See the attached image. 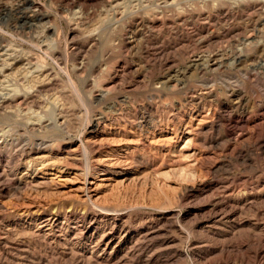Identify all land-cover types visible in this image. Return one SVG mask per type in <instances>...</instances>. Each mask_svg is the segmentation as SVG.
I'll return each instance as SVG.
<instances>
[{
  "label": "rangeland",
  "instance_id": "374dc122",
  "mask_svg": "<svg viewBox=\"0 0 264 264\" xmlns=\"http://www.w3.org/2000/svg\"><path fill=\"white\" fill-rule=\"evenodd\" d=\"M32 1L0 0L31 57L0 59V264H264V0Z\"/></svg>",
  "mask_w": 264,
  "mask_h": 264
},
{
  "label": "bare ground",
  "instance_id": "6f19581e",
  "mask_svg": "<svg viewBox=\"0 0 264 264\" xmlns=\"http://www.w3.org/2000/svg\"><path fill=\"white\" fill-rule=\"evenodd\" d=\"M263 1V0H262ZM24 5H28V9H32V10H34V11H36V14L37 13H41V11H42V9H43V5H41V4H39V3H37V2H34V1H32V0H24ZM18 5V4H17ZM23 5V4H22ZM261 7H264V5H262ZM21 8L22 7H20V10H21ZM25 8V7H24ZM26 9V8H25ZM13 10V9H12ZM20 10H16L14 13V18H15V20H19L20 18H22V17H27V11H20ZM38 11V12H37ZM35 16V15H34ZM26 23V22H25ZM257 27V26H256ZM30 28H32V26H30ZM255 31L256 32H258V33H261V29H259V28H255ZM248 32V31H247ZM251 33V32H250ZM136 39V38H135ZM5 51H7V49L6 50H4V47H3V45H1V42H0V59H1V57L3 56H5V55H9V57H10V59L13 61V62H11V63H6V65H5V68L6 69H13V67H14V65H16V64H18L19 62H23V61H27L28 63L29 62H31V57H14L13 56V54H9V53H7V52H5ZM16 53H14V55H15ZM19 56V55H18ZM237 60H238V62L239 63H241V62H243L245 59H250V56L249 55H247L246 53L245 54H243V53H239V54H237ZM4 60V59H3ZM246 61V60H245ZM46 82V81H45ZM41 83V82H40ZM45 83H42L41 85H44ZM47 84V83H46ZM42 87V86H41ZM9 98H4L1 102H0V107H2V106H4L6 103L8 104V102H9ZM157 102V101H156ZM238 126V125H237ZM234 127V126H233ZM5 137V136H4ZM5 139V138H4ZM9 139V138H8ZM3 140V139H2ZM16 143V142H15ZM4 144V143H3ZM10 147V146H9ZM25 148V147H24ZM75 154V153H74ZM44 157L45 156H41V157H39L41 160H39V161H41L40 163L41 164H43V166L42 167H44V166H46L47 164V162L45 163V159H44ZM38 159V158H37ZM37 163V162H36ZM59 169V171H62V169H64V168H62V167H59L58 168ZM44 226V225H43ZM112 231V230H111ZM110 232V231H109ZM114 234V233H113ZM47 236V235H46ZM114 243L113 242H111V241H109L108 243L106 242V245H105V247H104V249H108L111 245H113ZM93 252V251H92ZM94 253V252H93Z\"/></svg>",
  "mask_w": 264,
  "mask_h": 264
}]
</instances>
